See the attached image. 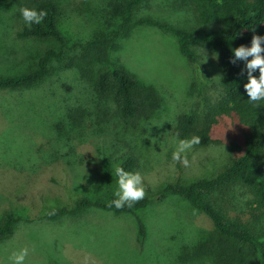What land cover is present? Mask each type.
<instances>
[{
  "label": "trees",
  "instance_id": "obj_1",
  "mask_svg": "<svg viewBox=\"0 0 264 264\" xmlns=\"http://www.w3.org/2000/svg\"><path fill=\"white\" fill-rule=\"evenodd\" d=\"M146 1H91L94 32L88 39L71 41L61 28L71 0H0V43L12 41L19 47L2 51L21 56L19 68L0 74V92L36 89L56 71L74 73L77 84L69 89H75L76 94L56 102L58 106L49 111L51 116L48 114L49 135L62 138L49 150L48 160L75 155L76 139L85 143L93 138L97 144H91L102 159L100 164L111 166L114 177L117 166L137 171L141 166L137 144L142 139L135 133L149 125L161 97L111 57L134 27L152 26L175 38L188 64L196 65L197 52L203 49L216 60L218 97L214 102L204 98L207 114L193 110L177 116L173 137L177 133L182 139L199 136L201 143L196 147L208 146L212 124L217 117L226 116L244 128L242 149L225 157L217 170L201 169L197 175L187 170L181 179L163 176L148 185L145 198L132 208L108 207L114 199L110 193L97 200L80 197L71 206L47 211L43 218L52 221L89 209L132 215L143 237L145 225L137 212L167 197H179L204 214L214 230L184 248L177 264H264V103L257 106L248 102L244 91L247 74H241L244 63H230L232 49L250 46L253 35H264V0H170L172 11L186 12L189 18L190 24L183 27L137 17L136 10ZM23 7L43 9L47 16L29 28L20 15ZM84 160L80 157L79 164ZM175 168H180L178 163ZM240 197L244 201L241 205L236 203ZM20 220L6 212L0 220V240L10 237Z\"/></svg>",
  "mask_w": 264,
  "mask_h": 264
},
{
  "label": "rangeland",
  "instance_id": "obj_2",
  "mask_svg": "<svg viewBox=\"0 0 264 264\" xmlns=\"http://www.w3.org/2000/svg\"><path fill=\"white\" fill-rule=\"evenodd\" d=\"M91 1L95 0H71L64 11L61 28L71 41L88 39L94 32ZM169 5L170 0H148L136 10V16L181 27L190 24L186 12H174ZM8 43H0V74L13 72L21 61V56L2 51L19 49L16 42ZM111 58L161 97L149 125L135 133L142 139L137 144L141 157L137 171L145 176L146 190L165 175L181 179L187 170L195 175L201 169L217 170L225 157L236 149L240 152L244 128L236 120L220 116L211 126V143L187 154L188 167L178 163L176 169L168 158L175 151L172 129L176 117L193 110L207 114L204 98L214 102L218 97L212 55L207 53L206 61L204 52L198 50L197 64L190 65L171 34L143 25L133 28ZM76 82L74 73L56 71L36 89L0 92V220L6 212L21 219L13 234L0 240V264H8L10 253L24 246L35 249L27 264H177L184 248L214 230L204 214L179 197H167L137 212L145 225L143 237L132 215L89 209L52 221L43 218L47 211L71 206L80 197L102 199L117 186L111 166L100 164L93 138L85 143L76 139L75 155L48 160L51 147L62 140L49 135L50 112L58 106L56 102L76 94L75 89L71 92ZM165 144L167 150L162 151ZM80 157L85 159L82 164ZM240 198L239 205L244 202Z\"/></svg>",
  "mask_w": 264,
  "mask_h": 264
},
{
  "label": "clouds",
  "instance_id": "obj_3",
  "mask_svg": "<svg viewBox=\"0 0 264 264\" xmlns=\"http://www.w3.org/2000/svg\"><path fill=\"white\" fill-rule=\"evenodd\" d=\"M19 11L24 24L29 28L41 24L47 16V12L43 9L23 7ZM262 45H264V35H253L250 46L240 45L232 49L233 55L230 59V63L233 65L237 62L244 63L241 74L246 72L248 81L244 84V91L249 98L248 102L257 106L264 103V47ZM203 52L207 61L205 49H203ZM249 57H251L250 60ZM257 71L259 72L258 76L254 75ZM172 142L175 144L172 161L188 167L190 162L187 154L201 143L200 137L192 136L182 139L177 133ZM167 147L168 145L165 144L162 151H166ZM194 159L195 156H193ZM114 171L117 177V186L113 192L114 199L109 202L108 207H115L116 209L132 208L146 196L145 176L140 171H126L120 166L115 167ZM34 251V248L28 246L20 247L10 253L8 264H27L30 253Z\"/></svg>",
  "mask_w": 264,
  "mask_h": 264
}]
</instances>
